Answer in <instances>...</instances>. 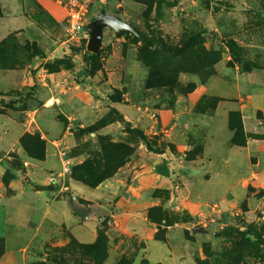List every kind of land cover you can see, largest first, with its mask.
I'll use <instances>...</instances> for the list:
<instances>
[{
  "label": "rangeland",
  "instance_id": "obj_1",
  "mask_svg": "<svg viewBox=\"0 0 264 264\" xmlns=\"http://www.w3.org/2000/svg\"><path fill=\"white\" fill-rule=\"evenodd\" d=\"M79 1L87 7L84 25L73 29L67 21L68 13L64 22L70 51L63 58L72 61V70L48 71L45 64L55 59L48 60L37 42H20L11 35L0 43V68L28 67L30 76L31 83L22 89L0 92V115L11 117L31 131L20 139L25 158L44 161L47 147L54 141L51 143L64 167L61 172L49 173L52 185L76 176L100 183L127 163L135 162L145 177L152 176L148 216L152 231L164 241L155 235L154 239L166 243L172 227L182 228L170 235L171 248L179 258L177 264H264V244L252 247L238 232L245 230L253 240L264 239V184L253 178L254 183L245 186V198L225 210L217 200L224 186L218 178L212 184L201 179L206 186L200 187H208L206 196L210 200L196 201L192 197L199 187L196 176H208L204 147L212 117L217 111L220 117L225 114L224 103H237L252 116L264 118L261 111L248 108L250 98L261 101L264 97V0ZM60 3L66 9L65 0ZM101 10L133 25L139 35L118 37L106 28L102 55L90 62L87 26ZM55 74L61 77L58 82L70 83L74 99L59 102L50 116L38 120L46 134L43 136L33 118L43 104V88L52 92L48 75ZM59 90L55 94H61ZM231 113L239 115L236 121L242 130L237 140L243 147L249 138L260 137L246 134V111L229 112L228 121ZM262 120L259 128L264 127ZM132 128L144 131L154 151L131 133ZM229 129L235 145L236 132L230 123ZM161 156L164 160L157 163ZM200 160H204V167ZM158 164L162 166L159 175ZM26 167L18 151L0 153V183L6 187L1 192H7L9 183ZM66 167L70 173L65 175ZM223 167L216 163L213 171ZM61 174L64 176L59 177ZM55 176L57 180L52 181ZM170 176L172 186L164 189V178ZM65 186L60 187L67 192ZM80 204L74 206L82 212L86 204ZM194 227L212 233H196ZM50 236L33 240L28 248V264H93L90 250L84 248L87 245L64 232L61 237L67 243L58 247L54 238L60 237ZM73 241L83 247L72 245ZM106 242L105 261L109 256L107 235ZM124 244L130 245L129 250L119 254L114 264H149L145 243L129 238ZM4 251V239L0 238V257ZM156 251L152 245V257Z\"/></svg>",
  "mask_w": 264,
  "mask_h": 264
},
{
  "label": "crops",
  "instance_id": "obj_2",
  "mask_svg": "<svg viewBox=\"0 0 264 264\" xmlns=\"http://www.w3.org/2000/svg\"><path fill=\"white\" fill-rule=\"evenodd\" d=\"M60 1L0 0V43L15 35L20 42H37L48 55V60L61 59L68 55L70 49L64 27L67 12ZM48 78L52 92L43 88V104L33 118L39 129L38 120L43 116H50L56 104L70 103L74 99L68 81L58 82L61 77H57V74L48 75ZM30 83L28 67L0 68L1 93L8 94ZM56 90L61 94H55ZM224 104L225 114L220 117L217 111L211 119L210 135L204 147L208 176H196L199 187L192 194L196 201L210 200V196H206L208 187H200L206 186L201 179L212 184L218 178L224 184L221 188L222 194L217 199L223 210L235 207L245 198V186L254 183L253 178L264 184V127L259 128L264 118L252 116L247 108L242 110L237 103ZM248 108L253 112L259 110L264 116V97L261 101L250 98ZM240 110L243 114L246 111L243 115L246 134L260 135L249 138L245 147L231 143L233 135L229 129V112ZM40 131L46 136L41 129ZM26 132H31L28 127L14 122L7 115H0V153L18 151L28 165L9 183L7 192H1L6 187L0 183V238L4 239L5 249L0 257V264H28V248L35 238L48 239L52 233L54 237H60L54 238L57 240L55 244L63 247L67 242L61 236L66 232L80 244L92 245L97 241L100 229L104 228L109 240V256L104 264H114L119 254L128 252L130 245L126 246L124 243H128L129 238L145 243L149 264H177L179 258L171 248L170 235L173 230L182 228L172 227L168 231L166 243L154 239L155 234L148 217V209L152 206V196L148 193L152 190V176L145 177L144 170L137 169L135 162H129L94 188L74 179L52 185L48 178L49 173L61 172L64 167L51 143L54 141H50L47 147L45 160L36 162L25 158L20 149V139ZM57 134L58 132L55 135ZM163 160L164 156H161L157 163ZM199 162L204 167V160ZM216 163L219 166L224 165L225 169L214 172ZM164 179L167 181L164 189H170L171 176ZM61 184H67L64 187L67 192L60 187ZM155 186L154 183L153 187ZM80 202L86 204L82 212L74 206ZM183 238L186 243L189 242L184 234ZM152 245L157 248L153 257ZM131 248L136 251L134 247Z\"/></svg>",
  "mask_w": 264,
  "mask_h": 264
},
{
  "label": "trees",
  "instance_id": "obj_3",
  "mask_svg": "<svg viewBox=\"0 0 264 264\" xmlns=\"http://www.w3.org/2000/svg\"><path fill=\"white\" fill-rule=\"evenodd\" d=\"M181 0H175V2H179ZM2 15V11H1V6H0V16ZM141 38V37H140ZM143 40V39H142ZM102 55V49H100L97 53H91L90 51H87V59L90 62H95L97 59H99ZM48 71L50 70H58L61 68H64L66 70H72L74 68V65L72 63V61L68 58H61V59H55L53 61L47 62L44 66ZM239 115L237 113H231L230 114V119H229V123L230 126L232 128V130H235L236 134H235V138H234V144L240 147H243L244 144L238 142L237 138L240 136V132L242 130V125L238 124V121H236V118H238ZM131 133L134 134V136H136L137 138H139L141 141L145 142L147 144V147L150 151H154L153 147H152V143L150 141V139L147 137V135L144 133V131L135 128V129H130ZM40 157V155H39ZM43 159V157L41 158ZM96 164H94L95 166ZM156 172L157 173H162V166L159 165L156 167ZM117 172H115L116 174ZM114 174V175H115ZM113 176V175H112ZM110 176V177H112ZM109 176L106 179L110 178ZM72 179H74L75 181H79L82 182L90 187H97L99 184H101L103 181L99 182H90L88 177H72ZM149 217V216H148ZM239 234L241 235L242 239L249 244L252 247H256L260 244H264V239L262 240H253L252 238H250L247 233L245 232V230H238ZM155 238L159 241H164L163 238H157V235H155ZM72 245L74 246H78V247H83L81 245H78L77 242L73 241ZM87 250H90L89 255L90 258L93 261V264H102L107 255H106V251H107V242H106V235L105 232L100 230L99 231V235H98V239L97 241L92 244V245H87L86 247H84Z\"/></svg>",
  "mask_w": 264,
  "mask_h": 264
},
{
  "label": "water",
  "instance_id": "obj_4",
  "mask_svg": "<svg viewBox=\"0 0 264 264\" xmlns=\"http://www.w3.org/2000/svg\"><path fill=\"white\" fill-rule=\"evenodd\" d=\"M106 28H111L118 37H123L128 33H133L137 36L139 35L138 31L133 25L124 22L116 15H110L104 10H101L98 14V17L90 22L87 26V30L90 34L88 51L91 53H97L100 50L104 37V30ZM193 231L201 234L212 233L209 230L201 227H194Z\"/></svg>",
  "mask_w": 264,
  "mask_h": 264
},
{
  "label": "built area",
  "instance_id": "obj_5",
  "mask_svg": "<svg viewBox=\"0 0 264 264\" xmlns=\"http://www.w3.org/2000/svg\"><path fill=\"white\" fill-rule=\"evenodd\" d=\"M66 3V10L68 13L67 16V21L69 23V25L73 28V29H77L82 27L83 24V20L87 14V7L85 4L81 3L79 0H65ZM67 173H70V168L66 167L65 169V175ZM64 175H59V177H62ZM56 177V176H55ZM53 178L52 181H56V178Z\"/></svg>",
  "mask_w": 264,
  "mask_h": 264
}]
</instances>
